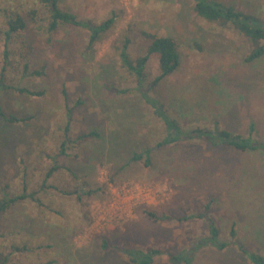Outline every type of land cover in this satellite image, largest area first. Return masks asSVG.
<instances>
[{
    "label": "rangeland",
    "instance_id": "1",
    "mask_svg": "<svg viewBox=\"0 0 264 264\" xmlns=\"http://www.w3.org/2000/svg\"><path fill=\"white\" fill-rule=\"evenodd\" d=\"M217 1L264 27V0ZM59 6L80 20L113 15L115 23L88 49L84 29L49 31L38 0H0V202L34 196L0 212V264H131L122 254L127 248L157 249L152 264H169L168 254L207 234L199 213L213 218L224 238L234 224L238 239H264V154L199 142L156 148L161 124L119 57L125 38L133 60L146 53L147 34L172 38L179 66L150 94L185 129L264 140V54L247 62L256 45L231 24L199 17L193 0ZM16 16L26 27L7 40ZM158 73L151 59L148 87ZM10 116L27 119L9 122ZM90 131L97 136L80 138ZM146 149L150 166L130 160ZM193 264L249 263L232 249H203Z\"/></svg>",
    "mask_w": 264,
    "mask_h": 264
},
{
    "label": "trees",
    "instance_id": "2",
    "mask_svg": "<svg viewBox=\"0 0 264 264\" xmlns=\"http://www.w3.org/2000/svg\"><path fill=\"white\" fill-rule=\"evenodd\" d=\"M193 1V9L199 17L207 21H219L225 24H231L239 33L248 38L253 45H256V48L251 50L246 57L245 60L247 62L253 61L264 54V46H258L264 40V27L252 15L239 11L233 6L226 5L217 0ZM38 2L46 7L49 13L47 27L49 31L56 30L60 25L84 29L88 33V49H91L115 23V17L113 15L99 23L91 20H80L74 14L61 9L59 0H38ZM25 27L26 23L21 16L10 19L8 21V30L6 31L7 40L13 33L25 29ZM146 36L151 41L143 56L134 60L131 59L128 53L130 41L128 38H125L119 57L122 66L134 76L137 91L141 99L161 124L164 135L157 143L156 148L161 149L179 144L199 142L209 144L214 148L224 146L241 152L264 154V140L254 139L251 135H243L224 129L212 130L206 127L185 129L179 119L172 115L171 110L158 97L151 95L149 92L152 87L172 74L179 66L180 59L176 43L170 37H157L151 34H147ZM6 54L7 49L5 45ZM151 59L157 60L159 73L148 87L146 84L145 69ZM17 91L34 96L42 95L41 92H34L27 88H18ZM109 91H115V88L110 86ZM123 92L119 91V93ZM26 119L25 117L17 118L10 116L8 121L19 122ZM90 136H97V133L90 131L89 133L81 135L80 138L84 139ZM151 152V149H146L143 153L134 152L130 160L132 162L143 161L145 166H150L153 158ZM90 192L88 191L85 194L90 195ZM80 196L81 194L78 195V197ZM27 197L33 198L34 196L24 194L13 198L5 197L0 202V212L3 213L11 204H14L18 200L26 199ZM197 217L205 218L208 226L207 234L200 239H196L185 252L168 254L169 264H193L195 256L203 249H211L217 252L232 249L249 264H264V239H247L250 240V243L245 239H238L234 224L229 229L228 237L224 238L213 218L205 216L202 213L197 214ZM102 247H107V244L104 242ZM122 254L131 264H152L155 257L161 254V251L157 249L141 250L127 248L122 250ZM5 262L6 260H3L2 263Z\"/></svg>",
    "mask_w": 264,
    "mask_h": 264
}]
</instances>
